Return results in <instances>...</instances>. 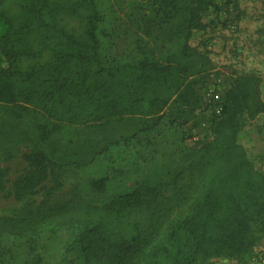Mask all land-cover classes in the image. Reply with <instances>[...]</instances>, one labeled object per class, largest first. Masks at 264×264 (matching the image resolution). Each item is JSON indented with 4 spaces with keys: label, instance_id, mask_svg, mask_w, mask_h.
Here are the masks:
<instances>
[{
    "label": "trees",
    "instance_id": "16d2710c",
    "mask_svg": "<svg viewBox=\"0 0 264 264\" xmlns=\"http://www.w3.org/2000/svg\"><path fill=\"white\" fill-rule=\"evenodd\" d=\"M161 1L181 15L182 47L161 57L145 51L117 61L102 53L99 0H0V158H13L19 145L32 141L21 127L25 114L38 111L51 123L37 125V141L23 155L27 168L9 189L22 208L0 217V235L25 238L36 253L44 231L67 227L99 264H201L249 250L251 223L264 216V141L252 137L259 162L245 146L249 124L264 113L256 71L231 82L223 111L213 119L215 136L196 154L203 181L184 211L158 186L100 205H49L61 185L59 165L40 145L63 125L100 127L127 116L154 117L175 101L182 107L176 119L189 120L183 109L193 98L189 78L196 61L206 58L201 43L192 40L215 21L219 8L216 0ZM8 173L0 166L3 188ZM106 180L89 183L103 192ZM38 195L40 202L30 200ZM12 252L0 250V260L7 254L14 260ZM36 256L33 264H40Z\"/></svg>",
    "mask_w": 264,
    "mask_h": 264
},
{
    "label": "rangeland",
    "instance_id": "374dc122",
    "mask_svg": "<svg viewBox=\"0 0 264 264\" xmlns=\"http://www.w3.org/2000/svg\"><path fill=\"white\" fill-rule=\"evenodd\" d=\"M215 3L219 8L215 21L192 40L195 46L201 43L199 47L206 51V58L196 61L189 78L194 86L193 98L183 105L189 120L176 119L180 106L175 101L154 117L127 116L100 127L63 125L40 145L59 165L56 169L61 185L49 205H100L124 194L145 192L151 186L160 187L183 211L193 201L203 181L201 168L195 164L196 154L215 136L212 123L217 103L210 94L219 93L224 100L235 78L256 71L262 77L264 99V0ZM99 7L103 18L98 31L102 53L107 58L130 60L145 51L161 57L183 45L179 34L181 15L165 7L161 0H99ZM41 123L51 124L38 111L25 114L21 127L32 141L19 145L13 158H0V166L9 169L5 187L0 183V217L15 215L22 208L23 203L16 201L9 191L15 178L27 168L23 155L37 141V125ZM249 128L253 129L245 138V146L258 161V144L252 137L264 141V113L251 121ZM99 178L107 179L103 192L93 190L89 183ZM41 199L38 195L30 200ZM174 215L175 212L170 218ZM263 221L264 216L252 221L246 253L212 258L201 264H264ZM75 233L67 227L44 231L36 253L30 250L25 238L3 233L0 250L12 249L14 260L10 261L7 254L0 264L3 258L11 264H33L37 254L40 264H99L90 251L83 249Z\"/></svg>",
    "mask_w": 264,
    "mask_h": 264
},
{
    "label": "built area",
    "instance_id": "2783aa9c",
    "mask_svg": "<svg viewBox=\"0 0 264 264\" xmlns=\"http://www.w3.org/2000/svg\"><path fill=\"white\" fill-rule=\"evenodd\" d=\"M210 95L213 97L214 101L217 103L216 114L220 115L223 111V97L219 93H216V92H213Z\"/></svg>",
    "mask_w": 264,
    "mask_h": 264
}]
</instances>
